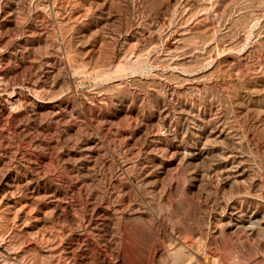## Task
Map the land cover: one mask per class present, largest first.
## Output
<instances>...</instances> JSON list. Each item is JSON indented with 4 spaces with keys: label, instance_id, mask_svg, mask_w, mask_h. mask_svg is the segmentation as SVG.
Segmentation results:
<instances>
[{
    "label": "rangeland",
    "instance_id": "1",
    "mask_svg": "<svg viewBox=\"0 0 264 264\" xmlns=\"http://www.w3.org/2000/svg\"><path fill=\"white\" fill-rule=\"evenodd\" d=\"M0 264H264V0H0Z\"/></svg>",
    "mask_w": 264,
    "mask_h": 264
},
{
    "label": "bare ground",
    "instance_id": "2",
    "mask_svg": "<svg viewBox=\"0 0 264 264\" xmlns=\"http://www.w3.org/2000/svg\"><path fill=\"white\" fill-rule=\"evenodd\" d=\"M22 213V212H21Z\"/></svg>",
    "mask_w": 264,
    "mask_h": 264
}]
</instances>
